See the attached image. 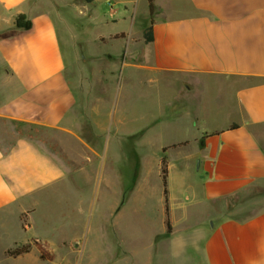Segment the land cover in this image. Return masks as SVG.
Listing matches in <instances>:
<instances>
[{
  "label": "crops",
  "instance_id": "1",
  "mask_svg": "<svg viewBox=\"0 0 264 264\" xmlns=\"http://www.w3.org/2000/svg\"><path fill=\"white\" fill-rule=\"evenodd\" d=\"M89 1L104 19L103 38L121 43L113 57L118 59L123 48L129 53L124 64L130 67V82L144 89L156 79L174 94L160 103L169 141H160L158 176L151 179L136 142L124 149L118 143L120 155L98 166L95 182L84 166L63 164L32 140L19 139L9 150L0 145V264H56L43 260L36 245L16 257L7 250L33 239L56 245L62 236L70 243L82 238L78 232L90 220L89 188L96 185L98 192L114 194L108 210L115 236H104V242L98 236L92 243L99 264L106 257L105 264H264V208L239 210L248 207L242 199L246 192L264 187V0H154L150 42L144 37L149 7L136 32L122 25L140 0ZM19 14L31 20L29 30L15 27ZM57 16V8L38 0H0V31L8 32L0 41V55L10 70L0 116L75 134L76 97ZM110 25L117 27L108 30ZM110 118L93 108L94 140L77 135L76 143L101 159ZM146 119L141 128L131 125V138L157 120L152 114ZM98 141L102 149L94 147ZM122 158L130 165L126 172ZM62 196L65 200L57 199ZM43 207L59 209L62 225L51 227L54 236H41L37 220L50 217L40 212ZM25 214L28 230L35 227L33 234L40 236H19L26 231ZM64 224L71 225L73 235ZM65 251L72 257L75 250L69 245Z\"/></svg>",
  "mask_w": 264,
  "mask_h": 264
},
{
  "label": "rangeland",
  "instance_id": "2",
  "mask_svg": "<svg viewBox=\"0 0 264 264\" xmlns=\"http://www.w3.org/2000/svg\"><path fill=\"white\" fill-rule=\"evenodd\" d=\"M38 1L42 2L43 6L48 9L57 8V21L60 30L63 31V34L61 32L60 34L67 63V77L76 97L74 107V114L78 121L75 128L76 133L36 123H32L36 125L32 127L19 123L22 122L21 120L0 116L1 147L4 150H8L19 139L32 140L49 154L56 157L61 163L67 165V160H69L72 161L71 163L76 168L84 166L89 170L90 181L95 182V172H97L98 166L104 165L111 156L117 157L120 155L118 143H121V148L124 149L125 145H133L132 142H136L137 145L133 146L137 147L138 153H143L144 168L150 170L151 179L154 180L158 176L156 173L160 159V141H169V137H166L168 129H162L165 115L161 114L160 103L167 99L171 100L174 97L172 89H167L161 81L156 79L148 80L144 89L140 88L139 83L133 84L130 82V67L124 64L125 60L129 61V53L123 48L118 59L113 57L114 52L119 51L121 43H117L114 38H103L104 33L101 31V26L104 24V19L99 16L97 7L91 1ZM147 4L146 0H140L134 7H131L129 13L131 18H128L127 23L122 24L126 26L127 30L132 28L136 32L139 29L143 16L148 14ZM101 10L107 12L103 7H101ZM115 15L119 17V15ZM116 27V25H110L108 30L116 29ZM7 33V31H0V41ZM124 45L128 48L129 40H125ZM9 72L8 65L0 55V104L8 97L9 90L5 81ZM93 108L104 110L111 117L110 124L103 136L105 152H102L103 156L101 159L99 155L88 147H86V151L83 150L82 146L78 142L76 143L74 139L78 135L89 141L94 140L89 119ZM137 109L138 112L136 111ZM151 114L157 119L154 124L144 131L139 130V134L131 138L130 134L132 132L135 133L134 129L131 130V125L141 128L140 125L144 124L146 117ZM160 133L165 134L162 135ZM94 147L102 149L103 145L98 141V144L94 145ZM83 153L85 154L83 155ZM121 164L123 171L126 172L130 169L128 160L125 161L122 158ZM98 187L96 185L95 188L94 186L89 188V193L91 191L90 220L88 228L87 225H83V231L78 232L82 238L79 237L78 240L70 243L69 240L64 238L65 236H62V240L58 241L56 245L53 243L55 241L48 242L42 239H33L27 242L31 243L32 246H35L36 242L44 245L52 259L43 260H54L56 264H99L98 259L94 261L95 258L92 256V252H94L91 249L93 239L96 238L97 240L98 236H101L103 241L104 236L106 238L107 236H115V227L114 218L108 210L109 202L114 194L98 192ZM125 198L124 192L122 200H126ZM57 199L65 200V197L62 196ZM242 199L243 205L248 206L244 209L239 208L243 213H253L264 208V187L258 186L252 192H246ZM40 212L50 214L47 220H37L41 236H54L51 235V227L53 225L56 226V224L62 225L57 215L59 209L43 207ZM22 219L23 226L27 225V227L25 232L21 231L19 233V236H40L33 234L37 228L31 229L30 227L28 230L31 224L28 221L27 214L22 216ZM85 224H87L86 221ZM67 228L71 232V225L70 227L65 225V230ZM59 233H62V231H59ZM69 235H73V232ZM69 245L75 250L72 257H66L65 255V248L69 247ZM109 247L107 242L106 249ZM103 259L100 264L107 263L106 261L109 260V257H106L105 261ZM91 260L93 262H89Z\"/></svg>",
  "mask_w": 264,
  "mask_h": 264
},
{
  "label": "trees",
  "instance_id": "3",
  "mask_svg": "<svg viewBox=\"0 0 264 264\" xmlns=\"http://www.w3.org/2000/svg\"><path fill=\"white\" fill-rule=\"evenodd\" d=\"M147 1H148V7H149L150 22L144 31V37H145L146 42H150L153 40L152 32H153L154 13L156 11V6H155L154 0H147ZM15 27L22 28L25 30H29L32 27V22L30 19L27 18V16L25 14H19L16 17ZM19 123L24 124V125H30L32 127L36 126L35 124L23 122V121L19 122ZM235 126L236 125H233L232 127H235ZM200 144L203 145V140L200 141ZM13 145H15V143ZM13 145L11 147H13ZM164 151H165V149H164ZM167 174H168L167 157H166V155H163L162 160H161V176H162V182H163V186H164V193L166 196V213H167L166 224H167L168 231H170L171 225H170V220L168 217L169 210H168V197H167V192H168V190H167ZM35 244L41 252V258L42 259H52L51 255H49L47 253L46 249L44 248V245H42L40 242H36ZM31 247H32L31 243H26V244H23L21 246H17L15 248L8 249L7 254L10 256L16 257V256L21 255L23 253L29 252Z\"/></svg>",
  "mask_w": 264,
  "mask_h": 264
}]
</instances>
